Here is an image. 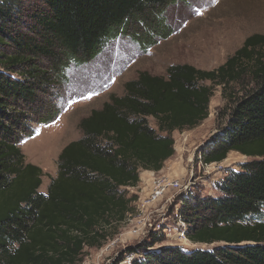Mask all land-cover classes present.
<instances>
[{"label": "trees", "instance_id": "trees-1", "mask_svg": "<svg viewBox=\"0 0 264 264\" xmlns=\"http://www.w3.org/2000/svg\"><path fill=\"white\" fill-rule=\"evenodd\" d=\"M177 1L0 0V264H77L86 246L103 245L108 228L133 212L140 169L164 167L176 152L173 133L208 118L218 85L226 120L203 162L232 151L251 160L227 169L220 195L191 191L183 201L189 240L211 247H155L160 230L132 249L133 264H264V33L214 69L173 64L166 75L142 70L127 80L123 94L80 120L83 136L60 152L47 192L43 169L21 148L34 124L61 114L57 99L45 98L50 90L73 84L72 72L129 29L144 51L170 37L167 13Z\"/></svg>", "mask_w": 264, "mask_h": 264}, {"label": "rangeland", "instance_id": "rangeland-1", "mask_svg": "<svg viewBox=\"0 0 264 264\" xmlns=\"http://www.w3.org/2000/svg\"><path fill=\"white\" fill-rule=\"evenodd\" d=\"M167 21L173 30L170 37L159 39L156 45L144 51L132 38L134 28L129 29L107 45L95 62L72 72L73 84L54 87L45 96L47 100L57 99L62 106L61 114L49 124H34V134L21 141L26 160L39 165L45 173L41 192H47L51 178L57 175L62 148L83 136L79 127L81 118L94 108H100L111 93L123 94L124 83L142 70L166 75L173 64L187 63L207 70L223 64L248 36L264 33V0H178L169 8ZM226 103L222 86H216L208 118L194 129L173 133L176 152L160 171L140 169L139 184L130 188L131 194L138 195L133 212L124 222L108 228L110 236L103 245L86 246L77 264H133L139 254L132 249L153 242L154 235L161 230L159 223H164L169 230L162 227L164 236L156 241L155 247L181 243L185 249L211 247L194 246L190 240L181 241L176 236V213L184 190L173 189L147 210L142 209L141 200L153 178L160 176L178 179L182 186H188L187 190L196 194L220 195L215 183L226 175L225 169L204 166L196 159V154L225 124L222 114ZM148 120L152 127L158 128L155 118ZM249 160L250 157L232 151L221 166L238 169L239 164ZM176 203L179 204L175 207Z\"/></svg>", "mask_w": 264, "mask_h": 264}, {"label": "built area", "instance_id": "built-area-1", "mask_svg": "<svg viewBox=\"0 0 264 264\" xmlns=\"http://www.w3.org/2000/svg\"><path fill=\"white\" fill-rule=\"evenodd\" d=\"M212 143V138H210L208 141H206L205 143H203L200 148L198 149V152L196 154V159H198L199 162H201L204 166H219L221 167V169H225V172L227 171L228 168L230 167H224L221 166L222 162H212V163H204L203 162V150L204 148L208 145ZM216 185V183H215ZM185 186V185H183ZM181 182L178 179H172L168 176H160V177H154L149 191L145 194V196L142 198L141 200V206L143 210H147L149 209V207H151L152 205H154V203H156L159 199L163 198L165 195H167L169 192H171L173 189H178L181 188V190H184L183 192V200H181V205L179 207L178 212L176 213V217L178 220V230L175 231L176 236H178L179 240L183 241V240H189L188 238V231L190 229L189 224L182 218L180 211L181 208L184 205V199L190 194V190H187L188 186H185L184 189ZM179 203L175 204V207L178 205ZM159 228L162 227L164 230H169V228H167L164 223H159ZM179 246H183L182 243L178 244ZM195 246V244H194ZM188 247V246H187ZM191 248V247H188Z\"/></svg>", "mask_w": 264, "mask_h": 264}, {"label": "crops", "instance_id": "crops-1", "mask_svg": "<svg viewBox=\"0 0 264 264\" xmlns=\"http://www.w3.org/2000/svg\"><path fill=\"white\" fill-rule=\"evenodd\" d=\"M90 96H91V95H90ZM92 96H93V95H92ZM93 97H94V96H93ZM87 98H88V97H87ZM81 119H82V118H81ZM66 145H67V144H66ZM66 145H65V146H66ZM65 146H64V147H65ZM64 147H63V148H64ZM63 148H62V149H63ZM61 151H62V150H61ZM61 151H60V152H61Z\"/></svg>", "mask_w": 264, "mask_h": 264}]
</instances>
